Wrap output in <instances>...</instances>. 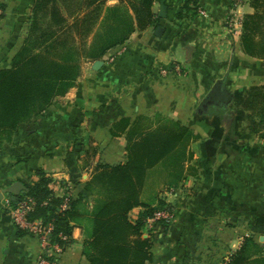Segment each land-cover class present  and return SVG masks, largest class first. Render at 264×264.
Masks as SVG:
<instances>
[{
    "label": "crops",
    "instance_id": "0c3cea01",
    "mask_svg": "<svg viewBox=\"0 0 264 264\" xmlns=\"http://www.w3.org/2000/svg\"><path fill=\"white\" fill-rule=\"evenodd\" d=\"M161 1L165 18L159 16ZM161 1L153 6L163 28L157 37L156 28L138 27L128 0H57L69 22L93 17L84 50L90 51L112 23L109 13L114 9L128 17L133 29L122 45L102 57L80 54L74 86L21 125L0 150V264H38V241L19 236L10 219L7 201L12 203V195L6 190L15 182L36 181L42 169L57 183L56 196L73 193V180L79 183L75 191L83 192L98 163L125 162L128 139L171 122L187 126L197 139L185 150L191 159L174 165L168 157L146 172L140 201L156 205L161 197L177 212L171 228L154 242L151 264H221L241 239L264 243V139L244 129L243 112L235 108L249 87L262 84L264 61L246 56L240 36L228 31L233 0H198L196 15L186 12V0ZM8 3L0 1L6 11L0 20V69L12 66L35 0ZM253 11L248 0L238 8L242 16ZM95 61L102 62L97 70ZM218 81L232 93V102L227 108L210 104L197 113ZM120 119L128 120L124 131L116 129ZM232 134L236 138L231 140L244 150L229 163ZM174 184H184L188 191L160 193ZM85 201L91 209L94 198L86 193ZM140 211L135 208L131 217ZM72 240L60 264H89L80 228H74Z\"/></svg>",
    "mask_w": 264,
    "mask_h": 264
},
{
    "label": "trees",
    "instance_id": "16d2710c",
    "mask_svg": "<svg viewBox=\"0 0 264 264\" xmlns=\"http://www.w3.org/2000/svg\"><path fill=\"white\" fill-rule=\"evenodd\" d=\"M128 1L138 27L155 29L159 26L160 18L153 11V0ZM248 2L254 11L243 16L241 49L246 56L264 61V0ZM0 8L1 20L5 6L0 4ZM185 10L196 15L198 0H186ZM109 15L112 23L104 27L103 34L97 36L96 43L87 51L83 49V40L90 32L93 17L69 22L61 15L57 0H35L27 35L12 59V66L0 69V150L12 142L21 125L43 114L56 98L74 86L80 72V54L102 57L106 50L127 40L133 29L128 17L115 9ZM235 108L243 112L246 130L264 139V80L258 86L249 87ZM80 116L78 126L83 122V114ZM127 128V119H120L116 124V129ZM231 138L235 140L236 136L231 135L227 146L229 163L244 150ZM195 139L197 136L192 130L177 122L157 126L135 139H128L125 162L98 163L82 187L83 192L94 198L91 209L86 206V193L75 191L74 185H79L75 180L71 181L74 191L67 199V208L61 209L66 194L55 195L54 180L42 169L37 170L36 181L24 184L27 190L19 198L26 196L35 202L30 220L41 219L53 224V241L69 246L73 241L72 231L80 228L85 236L82 254L89 264H151L154 242L173 222L156 221L145 232L146 221L158 210L167 209L174 217L177 212L161 199L156 205L140 201L146 172L168 157L174 165L179 160L191 159V154L186 156L185 150ZM176 185L172 187L177 188ZM138 207L141 211L135 218L131 217V212ZM14 227L19 236L26 234ZM60 236L66 237V241ZM263 248L264 243L246 237L225 264H264Z\"/></svg>",
    "mask_w": 264,
    "mask_h": 264
},
{
    "label": "built area",
    "instance_id": "2783aa9c",
    "mask_svg": "<svg viewBox=\"0 0 264 264\" xmlns=\"http://www.w3.org/2000/svg\"><path fill=\"white\" fill-rule=\"evenodd\" d=\"M160 0H153L154 5H158ZM244 0H233L232 8L233 13L227 20V27L230 34L235 37H239L242 30L243 16L238 12V8L243 5ZM2 9L0 8V13ZM201 13V11H199ZM203 13V12H202ZM163 75L167 73L166 69L160 70ZM183 188L186 189L185 185L178 186L177 188H171V195L183 194ZM188 191V188L185 190ZM72 196V192H67L65 200L61 205V209L67 208V199ZM35 202L30 197L19 198L17 203L10 209L11 221L14 226L19 228L26 234L34 236L39 245L38 250V264H60L61 259L64 255L67 246L60 244L59 242L53 241L52 232L54 229L53 224L50 222L45 223L43 220H30L29 215L33 212ZM175 217L174 214L167 209H162L156 211L152 217L148 218L146 221L147 228H151L156 221H165L167 223H172ZM62 241H66V237L60 236ZM240 240V245H241ZM232 252L228 253L223 259L221 264H225Z\"/></svg>",
    "mask_w": 264,
    "mask_h": 264
},
{
    "label": "water",
    "instance_id": "95a60500",
    "mask_svg": "<svg viewBox=\"0 0 264 264\" xmlns=\"http://www.w3.org/2000/svg\"><path fill=\"white\" fill-rule=\"evenodd\" d=\"M166 6L163 1L160 2V10H159V16L161 18H165L166 16ZM163 32L162 27H157L154 31V34L157 37L161 36V33ZM102 65L101 61H95L93 69L97 70ZM233 95L232 93L227 89L226 85L223 81L216 82L206 97L202 100L200 103L197 113L201 114L204 107H206L209 104H213L217 107L227 108L230 103L232 102ZM27 190V188L24 186V184L20 182H15L11 187H9L6 191L9 192L11 196V201L16 202L18 200V197L21 193H24Z\"/></svg>",
    "mask_w": 264,
    "mask_h": 264
},
{
    "label": "rangeland",
    "instance_id": "374dc122",
    "mask_svg": "<svg viewBox=\"0 0 264 264\" xmlns=\"http://www.w3.org/2000/svg\"><path fill=\"white\" fill-rule=\"evenodd\" d=\"M0 1H2V0H0ZM3 1H7V0H3ZM9 1V3H8V7H10L11 6V3H10V0H8ZM246 1V3H247V0H244V2ZM243 2V3H244ZM10 5V6H9ZM6 11H4V13H5ZM241 35V34H240ZM247 91V90H246ZM254 114V113H253ZM259 114V113H258ZM244 129H246V127H247V122L246 121H244ZM248 131V130H247ZM255 135H257V134H255ZM258 137H259V135H257ZM88 173V172H87ZM189 172H187L186 174H188ZM184 178V177H183ZM184 182V181H183ZM57 186V183L54 181V183H53V192L55 193V187ZM172 186V185H171ZM170 186H168L167 188H165L163 191H160V193L161 194H165V193H167V195H169V196H171V193H170V189L171 188H169ZM172 188H175V187H172ZM68 189V188H67ZM190 190H192V189H190ZM69 192V191H68ZM67 193V192H66ZM23 193H21L20 194V196L22 195ZM19 196V197H20ZM19 197H18V199H19ZM163 200L161 197L159 198V200ZM158 200V201H159ZM18 201V200H17ZM7 206H8V208H12V203L11 202H9V201H7ZM24 236H25V238L26 239H29V240H36L37 241V239L34 237V236H32V235H29V234H24ZM264 237V236H263ZM260 241V243H261V240H259ZM259 241L257 240V242L259 243ZM241 242H243V241H241ZM264 249V248H263Z\"/></svg>",
    "mask_w": 264,
    "mask_h": 264
},
{
    "label": "flooded vegetation",
    "instance_id": "af4514ba",
    "mask_svg": "<svg viewBox=\"0 0 264 264\" xmlns=\"http://www.w3.org/2000/svg\"><path fill=\"white\" fill-rule=\"evenodd\" d=\"M210 105V104H209Z\"/></svg>",
    "mask_w": 264,
    "mask_h": 264
}]
</instances>
